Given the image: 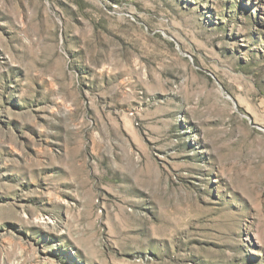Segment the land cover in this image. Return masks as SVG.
Returning <instances> with one entry per match:
<instances>
[{"label":"rangeland","instance_id":"1","mask_svg":"<svg viewBox=\"0 0 264 264\" xmlns=\"http://www.w3.org/2000/svg\"><path fill=\"white\" fill-rule=\"evenodd\" d=\"M0 264H264V0H0Z\"/></svg>","mask_w":264,"mask_h":264}]
</instances>
